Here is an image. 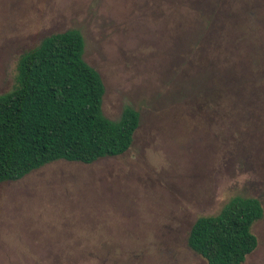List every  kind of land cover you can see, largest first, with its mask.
<instances>
[{
  "label": "rangeland",
  "instance_id": "374dc122",
  "mask_svg": "<svg viewBox=\"0 0 264 264\" xmlns=\"http://www.w3.org/2000/svg\"><path fill=\"white\" fill-rule=\"evenodd\" d=\"M77 29L102 113H139L130 148L0 183V264H207L198 216L256 197L264 264V0H0V94L19 54Z\"/></svg>",
  "mask_w": 264,
  "mask_h": 264
},
{
  "label": "trees",
  "instance_id": "16d2710c",
  "mask_svg": "<svg viewBox=\"0 0 264 264\" xmlns=\"http://www.w3.org/2000/svg\"><path fill=\"white\" fill-rule=\"evenodd\" d=\"M84 45L80 31L67 29L18 55L14 85L0 94V183L57 160L90 164L130 148L139 113L125 106L115 121L103 115L104 83ZM262 216L258 198L233 196L195 219L188 246L207 264H242L258 245L252 227Z\"/></svg>",
  "mask_w": 264,
  "mask_h": 264
}]
</instances>
